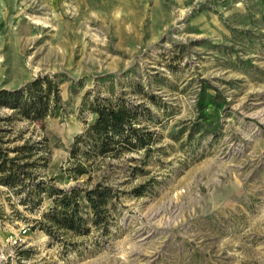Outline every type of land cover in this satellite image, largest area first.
Returning a JSON list of instances; mask_svg holds the SVG:
<instances>
[{
    "label": "rangeland",
    "instance_id": "obj_1",
    "mask_svg": "<svg viewBox=\"0 0 264 264\" xmlns=\"http://www.w3.org/2000/svg\"><path fill=\"white\" fill-rule=\"evenodd\" d=\"M45 75L62 107L12 133L39 148L29 172L61 188L102 180L113 204L85 234H50L49 193L24 204L0 184L13 264H264V0H0V88ZM114 97L143 110L149 158L89 159L72 178L90 102Z\"/></svg>",
    "mask_w": 264,
    "mask_h": 264
},
{
    "label": "trees",
    "instance_id": "obj_2",
    "mask_svg": "<svg viewBox=\"0 0 264 264\" xmlns=\"http://www.w3.org/2000/svg\"><path fill=\"white\" fill-rule=\"evenodd\" d=\"M61 104L59 84L48 75L37 77L18 89L0 88V184L24 194L21 199L24 204L35 202L43 192L49 193L53 205L43 214V220L38 221L48 233L57 227L85 234L89 229L87 221L90 219L98 225L106 206L113 204V189L102 180L92 187L76 184L69 188L46 180L36 181L28 169L37 163L31 158L37 153L38 146L29 144L26 139L22 144L16 143L21 134L12 135L17 121H37L54 116ZM90 109L95 117L76 136L71 162L65 168L69 176L78 179L90 173L89 159L94 163L107 157L118 158L129 151H142L143 158L139 160L146 163L156 138L147 126L139 125L143 110L122 97L96 99L90 102ZM91 178L90 174L88 180ZM82 208H88L87 216L81 212Z\"/></svg>",
    "mask_w": 264,
    "mask_h": 264
},
{
    "label": "built area",
    "instance_id": "obj_3",
    "mask_svg": "<svg viewBox=\"0 0 264 264\" xmlns=\"http://www.w3.org/2000/svg\"><path fill=\"white\" fill-rule=\"evenodd\" d=\"M23 232H26V229H23ZM20 241V238H14L8 244L0 247V264H13L15 248L21 244Z\"/></svg>",
    "mask_w": 264,
    "mask_h": 264
}]
</instances>
